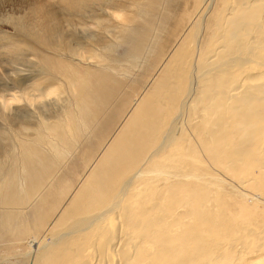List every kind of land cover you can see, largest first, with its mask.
Here are the masks:
<instances>
[{
	"label": "bare ground",
	"instance_id": "1",
	"mask_svg": "<svg viewBox=\"0 0 264 264\" xmlns=\"http://www.w3.org/2000/svg\"><path fill=\"white\" fill-rule=\"evenodd\" d=\"M128 1L130 6L122 0H101L92 9L95 19L90 23L100 27L103 36L97 34L102 37L98 43L103 50L114 48L105 38L117 34L135 60L150 31L148 25L129 30L133 17L139 16L135 8L145 4L150 11L158 10L161 0ZM193 3L190 14L187 10V16H176L171 29L178 36H172L175 44L182 41L211 15L209 6L213 10L221 6L212 16L221 26H212L216 44L210 58L199 69L208 52L189 51L185 56L178 52L183 63L182 76L177 74L180 83L164 74L149 92L132 100L129 91L122 96L121 83L109 73L111 66L102 67L107 57L90 52L101 65L97 69L89 68V59L83 58L88 52L79 55V48L93 46L95 35L89 38L90 33L76 30L39 36L38 44L52 51L43 57L24 42L3 37L0 108H13L11 125L30 116L28 108L14 105L21 101L19 92L36 91L44 98L40 105L48 109L61 78L60 89L71 100L60 108L61 115H53L57 119L41 114L32 137L19 132L18 152L0 145V240L20 248L3 252L2 257L20 264H264V60L261 67L251 69L257 62L250 56L264 53V38L250 35H264V0ZM177 47L163 59V45L155 61L164 62L155 77ZM28 52L33 54L30 70L47 75L41 90L27 85L35 75L23 77L17 70ZM193 79L196 84H190ZM212 79L226 88L222 101L203 93ZM196 107L199 113L187 117ZM68 157L71 161L65 165ZM212 175L227 179L234 191L212 189ZM225 200L230 201L231 223L226 230L215 229Z\"/></svg>",
	"mask_w": 264,
	"mask_h": 264
},
{
	"label": "rangeland",
	"instance_id": "2",
	"mask_svg": "<svg viewBox=\"0 0 264 264\" xmlns=\"http://www.w3.org/2000/svg\"><path fill=\"white\" fill-rule=\"evenodd\" d=\"M84 1H82V0H78V1L77 0H67L65 3L64 0H0V48H1V46L6 47V40L3 39V37L5 36L7 39H9L12 42L20 41V42L26 43L27 46L31 50H35L39 54V56L43 57L48 52H52V51L46 50L45 47H42L38 44L37 39L39 36L48 37V36H51L52 34L53 35L56 34L55 32L60 33V34H67L69 32L72 33L76 30L81 32V33H84V34L90 33L89 38L91 36H94V35L96 36V39L94 38L95 36L91 38V44L95 47L93 48V46H92V47L87 48V49H80L79 48L78 52L81 53V54L79 53V55L83 57L84 55L87 54V53H83L82 50L88 52L87 56H84L83 58L86 60L89 59V60H87V62H90V63L86 62L88 64L89 68H94V66H95L97 69L101 68V65L98 63L97 59L95 57H91L90 54L93 53L95 56L99 55V56H102L103 58L107 57V59H106L107 61L105 59H103L104 62L102 64V67H103V65H106L109 67L111 66L112 70L110 69L109 73L111 75H113L118 80V82L121 83L120 84L122 86L121 87V91H122L121 94L123 93L122 96L124 95V93L126 94L129 91V93L132 97L131 98V100H132V99H136L137 96H139L143 92H149L150 89H152V87H153V83L155 85L156 82L159 80V78H161L164 74H167L171 81H175V82L180 83L179 78L182 76L181 65L183 66V63H182V61H180V57H177V56H179L178 52L180 53V56H185V53L186 52L189 53V51L191 54H193V53L196 54L199 51V52H201V55H204L206 52H208L204 61L201 63V65L199 67V69H200L205 64V62L210 58L211 50L213 49L214 45L216 44L215 43L216 37L214 35H212L211 33H213L215 31V29H214L215 26H218V27L221 26V23L219 21H217L216 19L212 20L213 19L212 16L216 17L218 15V13L220 12L222 7L220 6V7H217L215 10H213V9H211L212 7L209 8L210 7L209 6L207 8V11H208L207 13H210L211 15L206 16L204 18V20L201 22L202 24L200 23L202 26L200 25L201 27L199 28V26H198L199 24H198L197 27L195 26L196 30L194 29V27H192L191 30H193L194 32L190 30L191 33L189 31L188 35L182 41H179L177 44H175L176 43L175 40L178 36V32L176 33L177 35L174 34L176 36V38H175V37H173L174 35L172 34V31L174 29L173 26L175 25V24L173 25V23L174 22L176 23L178 21V19H176V16L181 17L182 13H184L187 16V13H186L187 10L188 11L190 10V12H188L190 14L192 12V8L195 5V3H193V2H195V0H187V1L186 0H161V6L162 7L160 6V7H158V10H152V11H150L151 8H148V6H146L145 4H141V5H139V7L137 9L135 8L134 12L139 14V16L133 17V20H132L131 24L129 25V30L140 31L144 26L148 25L150 31L147 35L149 36L148 37L149 39L148 38L146 39L147 45H145V48L143 49L140 56H138L137 59L133 60L131 58L132 55H130L131 52L129 51L130 50L129 47H127L126 44L124 45L123 43L119 42V38H118L117 34L115 36L113 34V37L112 36H108V37L106 36L107 38H105V41H106L105 43H107V44L109 43V44L113 45L114 48H112L111 51H106V50L102 49L101 45L98 43V39H100L102 37L97 35V34L102 35L101 32L98 30V28H100V27H97V26L94 27V25L91 24L95 19V17H94L95 12L93 13L92 9H93V7H95V5L101 4V0H86L85 3H84ZM92 1H93V3H92ZM81 2L86 4V5L82 4ZM188 2H190V3L192 2V3L189 4ZM122 3H124V4L126 3L125 5L130 6V2L128 0H122ZM80 5H82L83 7L82 6L78 7ZM64 7H65V9H64ZM165 9L167 11H165ZM183 9H184V11H183ZM180 10H182V11H180ZM79 11H82V12H79ZM207 17H208V19H207ZM102 20H103V22H105V19H102ZM204 21H206V22H204ZM103 22H102V25H104ZM54 24H55V26H54ZM109 24H111V23L109 22ZM204 24H207V26ZM106 25L108 26V23H105V26ZM110 26H111L110 28H112L113 25L111 24ZM208 26H210V29L208 28ZM212 26L214 28H212ZM38 27L39 28L45 27V28H42L39 30ZM251 27H254V24H251ZM133 28H134V30H133ZM171 28H173V29H171ZM204 28H206V29H204ZM115 29L116 28H113L112 31L117 30V29L116 30ZM207 29H209V30H207ZM184 30H185V28H184ZM205 30H207L208 33L205 32ZM85 31H86V33H85ZM38 32H40V33L43 32V33L40 34ZM79 32H78V34L81 37ZM253 34L256 37L258 36V37L264 38V35H259L256 32H252L250 35L252 36ZM191 35H192V37H191ZM109 37H111L112 40ZM93 38H94V40H93ZM188 39L191 41H189ZM189 42H191V43H189ZM149 44H151L152 46ZM188 44H190V46ZM163 45H165V47H166L165 53L163 54V56H161V58H163V59H166L168 57L170 50H172L173 48H176L177 46L178 47H177L176 51L174 52V54L172 55V58L168 62V64H166L163 67V70L161 72H158L160 75L155 77L154 71H156L157 68L159 69L161 67V64H163V62H164L163 59H159V60L155 61V58L158 55V52L162 51ZM186 45H188V48L186 47ZM191 45L194 46L193 48H195L194 52H193V50L191 51V49H193V48L190 49V47H192ZM96 46H97V48H96ZM155 46H156V48H155ZM9 47H8V49H9ZM13 48L14 49L17 48L15 43H14ZM186 48H187V50H186ZM0 51H2V50L0 49ZM145 51H147V52H145ZM194 56H197V55H194ZM250 56L252 57V59H255V61L257 62L256 67L250 66L251 69H257V68L262 66L261 63L264 60V53L263 52L257 51L256 53H254L253 55H250ZM86 60H84V61H86ZM109 60H111L110 62H112V63L108 62ZM23 61H24V63L17 67V70L20 72V75L23 77L28 76V75H35V77L33 78L34 81L33 80L30 81L29 83H27V85L33 86L34 89L40 88V90H41L42 84L44 82L43 79L46 78L47 75L46 74H44V75L43 74H37V72L35 70H30L31 63L33 61L32 52H28L24 56ZM176 62L178 63V65L180 64V66H179L180 69H178L179 67L177 65L175 66ZM96 63L98 66L96 65ZM169 68L171 70H173V71H171V73H170ZM113 69H115V70H113ZM117 69H119V70H117ZM115 71H117V72H115ZM260 72H262V69H260L259 73ZM150 73H151V75H150ZM177 74H179L180 77ZM10 75H14V74H10ZM173 75H174V77H173ZM150 78H151V80H150ZM175 78H177V79H175ZM59 79L62 82H60V80L59 81L57 80L58 81L57 84L61 85L60 88L63 90V88H62V86L64 85L63 80L61 78H59ZM147 79H148V83H147ZM177 80H179V81H177ZM193 80L190 82V84L192 82H193V84H196V82H195L196 80L195 79H193ZM54 82H55V79H54ZM32 83L33 84L35 83V84L33 85ZM36 84L38 86H36ZM177 86L179 87V85H177ZM145 87H146V89H145ZM60 88H59L58 93L53 95V98L51 96L53 104L51 105V108H48V109L43 108L41 106L44 104L42 102V99H44V98H41V95L38 96L39 93L36 94V91L34 93V90L30 89V90H27L25 92L26 94H20L21 92H19L18 96L21 97V101L17 102V104H14V105L26 107V109L28 108V110L30 111V116L24 122H22L18 125H17V123L11 125L8 121V118L11 117L10 115H12V113H13L12 111H10V109L13 110V108H9V110H7L8 108H5V109L0 108V124L1 125L3 124V126H2L3 129H1V133L4 134V136L2 137V140L0 139V145L2 147L7 145L8 150H12L13 152H18L17 149L15 150V148H17L16 145H17V141H18V140H16L17 138L15 136H18V135H20V133H22L21 134L22 136L25 135L26 137L27 136L32 137L33 133L37 130V127L39 125L38 120L40 118H42L41 114L52 115V116L54 114L56 116L61 115V111H60L61 109L60 108H62V106H65V103L68 100L70 102L71 98H70V94L68 92L65 91L67 94V95H65V92H63ZM179 90H181V88ZM11 92H12L11 90L6 91L7 94H10ZM172 93H173V95H176L175 92H172ZM203 93L208 94L209 98L213 97L219 101H222L225 94H226V88L224 86H222L220 81H216V80L212 79L211 82L209 81L208 84L205 85V87L203 89ZM55 96L58 98H56ZM60 97L63 98V101L61 100ZM197 97L198 96H195L194 98H192L193 101H195V99ZM37 99H39L41 101L37 102ZM35 102H37V104ZM0 103H1V100H0ZM67 104L69 105L68 102H67ZM16 106H14V107H16ZM39 106H40V109L38 110ZM1 107H3V106H1ZM196 108L188 111L187 117L191 116L192 112H193V114L199 113L198 108L197 109ZM184 109H185V106L184 107L182 106L181 111L183 112ZM8 111H9V113L5 114ZM52 116H50V118H49L51 121H53L54 119H57V117H58V116L57 117H55V116L52 117ZM51 117L54 119H51ZM223 117H224V115H221V118H223ZM32 118H34V122H33ZM28 122L30 125H28ZM24 123H25V125H23ZM22 126H24L26 128V130L28 129V131H26L24 128H22ZM28 126H31V127H28ZM20 128H21V130H20ZM7 133H8V135H7ZM23 133H24V135H23ZM184 133H186V132L184 131ZM8 136H9V138H8ZM9 139L12 142L9 141ZM8 142H10V143H8ZM12 144H13V146H11ZM212 144H213V142L210 143V145H212ZM71 158L70 157H68L67 159L65 158L64 164L69 165L68 162L71 161ZM67 160H69V161L66 162ZM11 163H12V161H11ZM57 171H58L57 172L58 174L61 173V172H59L60 170H57ZM214 177H213V175H212V177H209V179L211 180L210 182L212 183V185H211L212 189L221 188V190H223V187L224 188L226 187L224 189L225 191H227L229 189L234 191V187L232 186V184L227 179H225V178L222 179V178H219L217 176H214ZM215 186H217V187H215ZM211 195H214V193ZM224 204H225V206L220 208V210H219V215H218L219 220L217 222H215V225H214L215 229L218 228L220 230H226L229 228L228 225L231 223V220L228 219V215L231 213V210H229V208H228V206L230 205V201L225 200ZM22 211L26 212L27 209H24ZM210 220L211 219H209V221ZM240 232L242 234V230L239 229V233ZM240 235L237 237H241ZM239 240H240L239 242H241L242 239L239 238ZM5 241L7 244L5 243ZM7 241H9V240L5 239L4 242H3V239H2V241L0 240V257H1L0 258V264H20L18 259H14V258H12V259L8 258L7 259V257L1 256V255H5V254H3V252L6 253L9 250L13 251V250L19 249V251H20V248H18V249L15 248L13 245L9 244V242H7ZM242 242H243V240H242ZM1 244H3V246L5 248L3 247V249H2ZM25 249L26 248H24L23 250H25ZM19 251H17V252H19Z\"/></svg>",
	"mask_w": 264,
	"mask_h": 264
}]
</instances>
